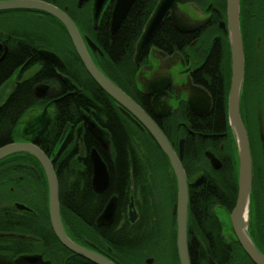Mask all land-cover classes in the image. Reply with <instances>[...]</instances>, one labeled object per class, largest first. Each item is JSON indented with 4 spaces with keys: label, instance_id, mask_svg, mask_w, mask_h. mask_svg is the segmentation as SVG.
Returning a JSON list of instances; mask_svg holds the SVG:
<instances>
[{
    "label": "flooded vegetation",
    "instance_id": "obj_1",
    "mask_svg": "<svg viewBox=\"0 0 264 264\" xmlns=\"http://www.w3.org/2000/svg\"><path fill=\"white\" fill-rule=\"evenodd\" d=\"M40 1L66 12L80 30L100 70L160 127L178 155L183 147L182 164L189 197L188 250L191 264H255L240 244L232 222V213L238 202L239 163L229 119L233 63L227 0H177L180 15L186 18L187 23L177 21L176 24L170 10L138 60V43L161 0H136L114 38L111 21L117 0H104L99 13L96 11L100 0H90L82 5L79 0ZM255 3L264 10V0H241L240 3L245 59L240 116L252 157V187L245 213L246 232L264 255V27L258 34L255 24L247 34L249 23L261 19L252 12ZM136 8H140V15L147 14L144 23L140 20V34L137 30H129L127 24ZM15 12H30L35 19L49 21L51 26L41 34L27 33L16 27L2 28L1 20ZM57 21L41 11H0V66L12 65L0 89L15 74L14 91L35 83V103L23 113L15 130L12 128L10 131V128L3 135L7 142L4 146L34 143L51 160L58 177L59 191L63 183L78 193L73 230L68 228L60 201L64 228L78 245L116 264H156L154 258L160 253L168 264H180L176 260L177 216L174 213L178 191L171 167L168 169L171 188L166 190L170 195L174 229L170 222L165 224L168 222L161 217L162 212L154 198L158 193L155 172L161 166L156 157L150 156V151L146 153L147 147L153 148L158 145L157 142L143 124L125 115L115 101L125 127H131L137 137H133V142L138 156H120L115 149L114 119L108 117L105 124L101 119L102 108L97 96L86 97L66 72L63 48L66 38H70L65 27ZM251 32L254 38L253 44L249 45L247 35L250 37ZM118 35L126 43L122 44V49L127 52L132 50V55H128L132 64L129 72L132 82L126 79L123 84L115 80V60L112 54L106 52L120 47L121 44L115 43ZM44 50L58 55L64 66L46 59L41 54ZM34 67L38 70L24 78ZM39 86L46 88L37 89ZM94 149L99 152L109 173L108 187L99 192L93 185L91 154ZM31 163L29 167L36 170L34 161ZM10 166L16 167L15 160L10 162ZM34 176L26 179L23 174L2 173L0 170V264H53L46 254L51 242L49 238L51 233L54 234L51 223L44 219L48 194H44L43 179ZM23 184L26 185L25 190ZM28 188L35 193L40 188V194L36 193L40 198L36 208L31 207L32 202L22 196ZM113 198L117 202L113 222L98 225V218ZM85 202L93 210L89 216L81 212ZM17 204L31 210H20ZM132 205L136 212L135 220L131 219ZM155 206L158 210L153 208ZM146 242L151 246L146 247ZM35 246L43 251L34 252ZM34 255L41 259L36 263L26 260ZM61 256L62 253L59 254Z\"/></svg>",
    "mask_w": 264,
    "mask_h": 264
},
{
    "label": "water",
    "instance_id": "obj_2",
    "mask_svg": "<svg viewBox=\"0 0 264 264\" xmlns=\"http://www.w3.org/2000/svg\"><path fill=\"white\" fill-rule=\"evenodd\" d=\"M88 1L90 0H79V3L82 5ZM103 2L104 0H100L98 2L96 13L101 11ZM135 2L136 0L116 1L111 21V33L113 38L116 36L121 25L127 18ZM240 3L241 0H227V22L233 63V82L229 101V119L237 144L239 163L238 202L232 213V222L236 235L246 254L255 264H264V255L252 243L246 232L247 221L245 213L248 207L252 187V157L247 132L240 116V94L245 69L244 47L240 22ZM5 10H35L50 14L51 16L55 17L65 27L73 47L90 77L101 89H103L112 99H114V101L120 105L122 112L125 115L143 124L152 135L162 152L167 157L171 167V173L175 176L177 182L178 200L174 207V213L177 216V249L179 261L180 264H191L188 250L189 197L186 173L182 164V160L184 158L183 147H181L180 153L178 155L160 127L128 94H126L110 78H108L104 72L100 70V68L93 61L86 47L82 34L80 33V30L78 29L75 22L66 14V12L60 10L52 4L40 0L0 1V11ZM170 10H172V18L176 24H178L177 21H183L187 23L186 18L180 15L177 0H161L158 7L156 8L155 13L147 23L141 40L138 43L136 52L137 60L142 55L156 31L162 25L164 17ZM88 42L91 44L93 49H96L95 45L90 40H88ZM41 54L46 59L54 62L55 64L61 67L64 66L61 58L54 52L44 50L41 52ZM41 88L45 89L46 87L39 86L37 89ZM20 153H28L35 157L44 170L48 187L47 194L49 220L53 232L60 244L70 252L85 258L93 264H116L105 256L78 245L67 234L61 215L58 177L51 160L40 147L30 142L12 143L3 146L0 148V162L9 156ZM91 156L94 164L93 185L98 192L104 191L109 185V173L107 167L97 150L94 149ZM16 207L20 210H31L22 204H17ZM116 210L117 202L116 198H113L106 206L102 215L98 218V225H110L115 218ZM135 218L136 212L134 210V206L132 205L131 219L135 220ZM40 259L41 257L36 255L28 256L26 258V260L32 263H36ZM149 263H151V260Z\"/></svg>",
    "mask_w": 264,
    "mask_h": 264
},
{
    "label": "trees",
    "instance_id": "obj_3",
    "mask_svg": "<svg viewBox=\"0 0 264 264\" xmlns=\"http://www.w3.org/2000/svg\"><path fill=\"white\" fill-rule=\"evenodd\" d=\"M140 20H142L144 23L147 20V14L144 16L140 15V8H136L133 14L128 19L127 24L129 26V30H137V32L140 34ZM57 22L59 25H61L59 21ZM137 37L138 34L137 36H135V38ZM115 43L116 45L118 43L121 44L120 47L117 48V50H112L109 52L106 51L107 53L112 54V58L115 60L113 61L115 67L114 70L116 72L115 80L121 84H123V82H127V80L129 82H132V77H129V72L131 71L132 64L130 63L128 56L132 55V50L127 52L126 49H122V46L126 45V43H123V38L121 37V35L117 36V38L115 39ZM65 45V48H63V59L65 60L67 65L66 72L75 81V83L79 85L81 90L85 92L86 97H92L94 95L97 96L98 104L100 105V108H102L100 109L101 119L105 124L108 123V117H112L114 119L112 130L115 136V149L119 152L121 157H137V147L136 144L133 142V137L137 138L136 134L135 132H133L131 127L126 128V124L122 122L120 112L118 111L115 105L114 99H112L103 89H101L90 77V75L85 70L81 60L77 56V53L71 41L68 38H66ZM105 66L108 67L109 65L106 64ZM0 67L1 84L6 80V78H8L9 73L7 71L12 67V65L10 66L6 64ZM34 85L35 83H31L28 86L24 85L22 87L16 88V90L13 91L14 93L12 92L9 99L0 107V148L7 143L4 141L5 138L3 137L6 131L10 128V131L12 130V128H14L15 130L23 113L28 108L32 107L35 103V99L33 96ZM86 106L89 105L86 104ZM65 109H67V104L65 106ZM114 126L116 127V129L114 128ZM123 133L126 134V136ZM149 151L150 156L157 158V161L159 162L160 166L164 168L167 167L166 170L170 168L167 157L158 145H155V147H153ZM9 159L11 160L7 163L0 164V170L2 173L23 174L26 176V179H32V176L38 175V177H34L37 179L40 176L41 179H43L45 183L43 191L45 195L47 194V181L43 168L32 155L28 153H20L12 155L4 160L7 161ZM4 160H2L0 163H2ZM14 160L16 163V167H11L10 162ZM31 161H34V164L37 167L36 170L29 167V164H32ZM145 168L147 169V166ZM146 169L144 170L145 175L147 174ZM159 170L162 171L163 169ZM122 171L124 172L125 169H123ZM78 198V193L76 191L74 193L73 190L68 189L67 186L61 183L60 201L62 202L63 216L64 219L68 221L67 224L69 229H71L69 225H71L72 220H74V209L76 207L75 205L77 204ZM92 211L93 210L91 209V205L85 202L83 208H81V212L85 213L84 215L89 216ZM149 212L151 211L149 210ZM44 219H46L48 223H50L47 206L44 210ZM49 239L51 242H49L48 244L46 254L50 259H52L53 264H92L87 260L80 259L76 254L70 252L68 249L63 247L53 233H51V237ZM145 246L148 247L149 242H146ZM38 250L43 251L38 246H35L33 249L34 252H38ZM60 253H62L61 258L59 257ZM176 260L177 262H179L178 256L176 257ZM192 264H194V262Z\"/></svg>",
    "mask_w": 264,
    "mask_h": 264
},
{
    "label": "rangeland",
    "instance_id": "obj_4",
    "mask_svg": "<svg viewBox=\"0 0 264 264\" xmlns=\"http://www.w3.org/2000/svg\"><path fill=\"white\" fill-rule=\"evenodd\" d=\"M76 1V0H74ZM252 12L256 13L257 15L260 16L261 19H256L255 21L252 20L251 23H249L248 25V32L247 34L249 35L250 31H252L254 25L257 27L256 30H258V34L262 32V28L264 27V21L262 18H264V10L261 8L260 4H253L252 5ZM11 15H7L3 20H1L2 22V26L0 25V27L2 28H19L22 31H25L27 33H33V34H41L46 32L47 29L50 28L51 23L48 22H42L39 21L37 19H35L34 16H32L33 14L30 12H15V13H9ZM247 35V42L249 45L253 44V38H254V34H252L251 32V36L249 37ZM251 43V44H250ZM38 70V67H34L32 70H30L28 73L25 74L24 78L29 77L30 75H32L33 73H35V71ZM16 81H17V75L15 74L9 81H7L0 89V106L6 102L7 98L10 96V94L14 91L15 86H16ZM152 149V147H147V153L148 151ZM146 151V150H145ZM158 169H163L162 171L158 170ZM156 169L155 172V177H156V181H157V190L158 193L154 195L155 198V202L158 204L159 206V210L162 212V218L163 220H166L165 224H169V222L171 224H173V229L175 228L173 219H172V207L170 205V195L168 193V191L166 190L167 188H171L170 183H169V170H166V168L164 167H160ZM26 185L23 184V190H25ZM42 187V186H41ZM30 188H28L26 191L27 193L23 194L22 196L24 197V200L27 201L30 200L32 203L30 204L31 207H37L39 206L40 203V198H39V194H40V188L37 189L36 194L33 190H29ZM20 196V194H18ZM20 198V197H19ZM25 202V201H23ZM154 209L158 208L155 206L153 207ZM155 211V210H154ZM156 214V212H155ZM160 217V218H161ZM165 222V221H164ZM68 223V221H67ZM70 228L73 230L75 227L74 224V220H72L71 225H69ZM151 246V245H149ZM154 254V253H153ZM157 254V253H156ZM159 256L157 258H154V260H156V264H168L167 260L163 257H161V253L158 254ZM154 257V256H152ZM145 259V257H144ZM142 264H144V262H142Z\"/></svg>",
    "mask_w": 264,
    "mask_h": 264
}]
</instances>
